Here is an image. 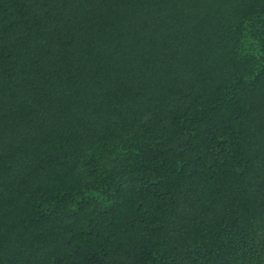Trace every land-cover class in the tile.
I'll list each match as a JSON object with an SVG mask.
<instances>
[{"label": "trees", "instance_id": "trees-1", "mask_svg": "<svg viewBox=\"0 0 264 264\" xmlns=\"http://www.w3.org/2000/svg\"><path fill=\"white\" fill-rule=\"evenodd\" d=\"M0 264H264V0H0Z\"/></svg>", "mask_w": 264, "mask_h": 264}]
</instances>
